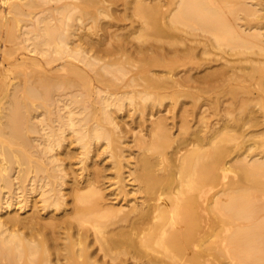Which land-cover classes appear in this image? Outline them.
I'll list each match as a JSON object with an SVG mask.
<instances>
[{
  "label": "bare ground",
  "instance_id": "6f19581e",
  "mask_svg": "<svg viewBox=\"0 0 264 264\" xmlns=\"http://www.w3.org/2000/svg\"><path fill=\"white\" fill-rule=\"evenodd\" d=\"M46 1L43 2L46 3ZM103 1L65 0L59 5L56 4L58 6L54 9L57 13L60 15L63 13L62 18L60 16L54 18L58 21L56 27L49 18L47 20L49 15L43 14L44 6H42L44 8L36 9L41 5L40 0H1V3L6 4L5 16H1L3 23L0 24L8 29L3 33L5 41L19 38L23 34V40L31 37L30 49L41 53L45 51L43 44L55 42L52 46L54 55L52 58H64L65 66L56 67L54 71H63L56 74L47 72L39 61H35L36 66L42 70L41 73L28 69L22 72L20 82L10 83L4 80L3 84L1 83L0 92L4 101L0 98L3 101H0V195L1 191H5L3 188L10 191L16 184L14 188H19L20 191L40 190L41 197L38 201L42 202L41 208L47 206L58 208L63 204L64 196L67 194L63 192L61 186L68 170H65V167L69 166L65 165L67 163L62 164L61 159L53 153H49L51 149L59 145V139L52 137L57 135V132L51 130V132L39 133V128L44 129L49 123L51 112L48 107L52 104L57 106L58 111H61L64 106L67 107L66 113L63 114L65 112L63 111L54 118L57 126L60 127L63 123L68 124L76 133L75 139H81L82 136L88 137V140L81 143V147L86 150L85 155H88L90 151L88 146L90 140L104 138L110 157H115L116 170L120 171L123 166L130 165V160L124 153L125 149L121 148L125 145L122 143L121 147L118 146L116 142H120L119 137L112 130L118 125L112 107L115 105L121 108L119 105L121 98L112 97L111 92L101 95L103 88L101 89L98 85L95 87L86 74L87 68L91 69L95 72L97 82L104 81L106 80L104 73L110 71L115 73L116 70L123 71V67L126 68L128 58L134 50L129 51L128 46L125 47L127 41L120 45L114 44L110 48L107 46L103 48V38H92L90 31L97 29L99 18L112 14V12L109 13L110 4L106 5L115 0L107 1L106 5ZM132 3L131 7L129 6L130 11L140 18L141 27L137 35L143 39L147 34L149 35L147 30L150 28V33L155 37L165 39V37L173 36L174 32L176 34L174 38L178 36L176 38L183 42L182 35L177 32L182 30L180 26L183 23L191 29L198 28L208 32L213 44L236 48L235 50L240 54L246 51L250 56L238 58V61L248 62L244 66L247 71L242 72L243 65L240 64L235 67V70L228 68L229 70L223 73L226 75L225 79L235 85L231 92L236 98L240 111L245 110V115L242 114L245 116L243 119L240 111L236 113H239L238 119L241 116L243 123L248 122L244 119L249 110L251 114L247 116L248 120H251L253 124L264 123L262 122L264 119V30H262L264 15H258V12L264 11V0L252 2L250 5H257L255 8L246 4L245 0H133ZM90 6H95L94 11ZM89 11H91L92 20L87 22L89 20L87 19L85 21L87 23L82 25L81 22L83 23L87 18L83 20L82 17ZM239 12H242V16H238ZM72 14L80 25L73 24L72 27L65 22L68 18L71 19ZM22 15L35 20L33 26L27 30H21L22 27L19 29L15 24L13 26L11 21L15 16L19 18L18 20L25 21L27 18L24 20ZM104 26L101 27L105 28ZM59 27L60 31L57 29ZM28 32H33L37 39L34 40ZM165 42L156 45L162 48ZM173 43L176 47L175 42ZM171 46H169L170 49L168 43L167 47L164 46L168 49H166L167 53L165 48L160 51L162 49L156 50L158 48L155 47L156 51H153L152 56H147L149 61L146 63L147 66L144 63L135 65L129 59L128 63L136 66L135 72L141 75L143 84L140 83L141 88H139L132 79L127 83L132 87L131 90L120 94L125 96L130 92L134 96L140 95L143 100L150 99L154 104L156 100L162 101L165 97H169L170 93L179 94V91L185 92L186 89L199 87L200 82H196L198 78L192 80L190 76L174 77L170 73L161 71L160 73L152 68L168 66L171 64L170 60L178 56V51H175L178 47L173 49ZM181 51L186 56L194 54L193 47L187 44H184ZM170 53L176 56L173 58L170 56L171 59L168 60L166 57H169ZM182 53H180L181 56ZM166 54L169 55L166 56ZM74 60L81 61L83 66H78ZM99 61H102L100 65ZM114 66L115 68H112ZM101 69L106 71L102 74ZM113 80L114 78L110 83L116 79ZM246 81L248 83H245ZM79 82L85 89L94 88V92L97 93L98 97L94 100L96 105L93 106L97 112L101 111L99 116H95L89 109L81 108L84 107L83 105L78 108L71 105L72 102L78 101L75 96L81 93L78 89L74 92L68 89L75 88ZM243 91L247 92L246 97L242 96ZM152 94H154L153 97H151ZM79 101L82 104L85 99L80 98ZM37 108L40 109L38 113L34 112ZM183 109H180L182 125L177 132L178 136L171 133L166 117L160 116L152 121L153 124L149 130L150 139H138L142 148L153 152H141L137 165L131 168V173L129 172L139 183L134 188L143 195L140 196V200L134 201L135 203L129 206L128 211L121 213L124 209L120 206L102 203L107 198L103 201L104 198L101 197L103 191L99 190L101 187L98 189L95 186L100 173L98 168L93 170L91 176L88 174L89 178L81 180L84 183L77 180L75 187L72 186V199L75 200H73L75 202L73 211L75 208L81 211L76 217V222L79 225L85 221L92 224L95 236L100 242V244L98 242V249L102 250L101 255L97 253L96 256V253L94 255L89 250L91 240L88 239L87 232L78 231L75 234L72 230L74 225L69 218L72 212L67 211L68 215L60 217L57 215L53 217L51 214L52 217L49 216L51 219L48 217L46 222V219L42 220L38 216L40 208H36L37 210L27 217H20L18 210L13 212L11 209L5 216L0 213V264H127L123 257L126 253H130V256L138 259L141 264H264V159L248 158L246 155L226 159L225 156L230 150L226 151L227 145H224L234 140L235 136L222 131L223 129L219 127V129L212 127L209 133L207 130L201 133L203 131L201 128L193 132L194 127L191 130L186 119L188 117L186 113L189 110H184L185 113ZM82 112L83 115L76 118V113ZM39 114L43 116L36 119ZM89 119H92L95 124L84 132L81 126L85 123L81 121ZM102 121H106L107 126H103ZM76 125H78L77 128H75ZM33 133H38L39 137L32 136ZM177 138H181L180 141ZM36 140L38 141L35 142ZM174 141L179 144L174 147L175 157L171 159L166 153V148H170ZM262 146H264V139H262ZM153 153L159 157H155L156 154L154 156ZM44 160L48 161V168L43 181L39 183L33 178L35 181H29L31 184L26 185L30 172L36 174L46 171ZM15 166L19 168H14ZM92 167L87 168L89 172ZM117 176L118 184L114 187L118 188V191L114 193L122 197L130 194L131 189L119 183V181L123 182L125 176L119 174ZM13 177L16 178V182L13 181ZM47 186L49 190L46 189ZM85 186L87 189L90 188L87 192H78L83 188L87 190ZM15 198L18 199L17 196ZM21 200H18V203ZM2 202L6 203V201ZM2 202L0 200V209L5 205H2ZM80 203L83 205L78 206L77 204L80 205ZM7 204L10 205L11 202ZM39 219L45 221L42 222ZM28 222L27 233L22 231L23 229L16 228L18 225L26 228ZM59 230H63V233ZM57 232L63 234L64 242L54 234ZM114 248L118 251H114ZM105 256L107 258H104Z\"/></svg>",
  "mask_w": 264,
  "mask_h": 264
},
{
  "label": "rangeland",
  "instance_id": "374dc122",
  "mask_svg": "<svg viewBox=\"0 0 264 264\" xmlns=\"http://www.w3.org/2000/svg\"><path fill=\"white\" fill-rule=\"evenodd\" d=\"M13 1H20V0H13ZM40 1H41V5L37 6L36 9H41L44 7H45V9L47 8L46 10L44 9V11H43L44 12L43 14H47V16L49 15V17H47V20L49 18L50 22L52 24H54L53 26L58 24V21H56L54 18L56 16H57L56 18H58V16H60L62 18L63 13L61 15H60V13L58 14L57 10H55L54 8H55V6H58L59 3L61 4L65 0H56L57 2L54 0L53 1L47 0L46 3L43 2L45 0H40ZM107 1H110V0H104L103 1L104 5L107 4L106 3ZM127 1H129V0H115L113 3H110L111 1L108 2V4L106 6H108L110 4L108 6L109 7V13L112 12V14L110 13V16H108V17L101 16L102 18L101 19L99 18V22L96 26L97 29L95 28L94 29L95 31L94 30L92 31L90 29L91 30L90 32H92L91 34L93 36L92 38L93 39H98V37H100L101 39L103 38L102 39V42L104 44V45L102 44L104 46L103 48H105V46L110 48V47H112V45L114 46V44L120 45V43L123 44L124 41L125 42L127 41L126 43L128 45L126 44L125 47L128 46L127 49L129 48L128 49L129 51L130 50L132 51L134 49L131 52L132 54L128 58V61L130 59V61L132 63H134L135 65H139V64L142 65V63H144L145 66H147L148 64H146V63L149 62L147 56H150V55L152 56L153 51L155 52L156 50H159V49H162L160 51H163L164 48L166 50L167 49L166 48L167 43H168V48L170 49L169 46H171L170 44H172L171 47L173 49L174 48L176 49L178 47L175 50V51H178V54H177L178 56H176V55L173 56L170 53V55L166 54V56L169 55V57L167 56L166 59L168 58V60H169V58L171 59V57L173 58L175 56L177 58L175 57L174 59L170 60L171 64L168 66H166V65L160 66V67L154 66L152 68L155 69V71H159V72L161 71L162 73L163 72L164 73H170L174 77L190 76V78L192 80L195 78H198L197 79L198 81H196V82H198V83L200 82L199 83L200 86L199 87L197 86L196 88L186 89L189 92L185 90V92L179 91V94L178 93H176V94L170 93L169 97H165L164 99H162V101L161 100L157 101L155 99L156 102L154 104H152L150 99L143 100V99H141L140 95L134 96V95L130 94V92L125 94V96L120 94V93H123V91L125 93V91L127 92V91L131 90L132 87L128 86L127 83L132 79H134L132 82L137 83L139 88H141L140 83L143 84V80H142L141 75L139 76L135 72L136 66L131 65L130 63H128V61L126 63V68L121 65L124 68V70L122 69L123 71L116 70L115 73H114V71H110V72H107V73H109V75H108L107 73H104V71H106V70L101 69L100 72L102 74L104 73L103 74V76L105 75L104 79L106 78V80H104V81L102 80L101 82H97L95 72L86 67L87 68L86 74L90 78V82L94 86L98 85L101 87V89L103 88L102 89L103 92L100 93L101 95H104L106 93L109 94V92H111L112 97H120L121 98L119 101L120 102L119 105L121 106V108H117V106H115V105L112 107L114 110L113 114H114V116H116L115 119L117 120V123H118V125L114 129L112 128V130H113L114 134L119 137L120 142H116L118 144V146L121 147L123 144L125 145V147L123 146L121 148L125 149L124 153H125L126 158H128V160H130V165L128 164L129 166L128 165L123 166V168L120 171L116 170L115 157H110L109 148L107 147V143H106V140L104 138L90 140L88 142V146H89L90 151H89L88 155H85L84 152L86 150L84 147H81V143H83V141L88 140V137L82 136L81 139H75L76 133L74 131H72V128L68 124L63 123L62 126H60V127L57 126V122L55 121L54 118H57L59 116V113H62L63 111H65L67 107L63 105L64 108H62L61 111H58L57 106L55 107V105L52 104L51 106L48 107V108H50V112H51L49 123L47 125H45L44 129L39 128V133L43 134L45 131L51 132V130H55L57 132V135H52V137H57L59 139V145L55 146L53 149H51L49 151V153H53V155H56L58 158H60L62 164L67 163V164H65L67 167L72 166V168L71 167L66 168L65 165L63 166V167H65V170L68 169L69 171L68 170L66 171V175H65V178H63V184H62L61 188L63 189V192L65 194H67L66 196H68V197L64 196L65 198L62 201L63 204L58 208H54L52 206H47V207L41 208L40 204H42V202L38 201L40 199L41 195H40V190H38V189L33 190V191H28V190L24 189V190L20 191L19 188H17V189L14 188L16 185L15 184L13 186V188L10 189V191L7 190L6 188H3L5 191H1L2 196L0 195L1 196L0 197L1 202L6 201V203L2 202L3 203L2 205H4V204L5 205L2 207V209H0V213L3 214V215L1 214L2 216H5L7 214V212H10L9 210L13 209L12 210L13 212L18 210V214L20 215V217H23V216L27 217V215L29 216L30 214H32L33 211H36L37 209L40 208L38 210V214H39L38 216H40V218L42 220L46 219V222H47V219L51 214H53V217H56L55 215H57V217H60V216L68 215L69 214L68 212H70V213L72 212L70 214V217H69L71 222H72V225H74V226H72L73 227L72 230L75 231V234L78 231L79 232L85 231L88 233V239L91 240L89 242V244H91L89 250L94 255L96 253V256H97V253L99 255L102 254V250L98 249L99 248L98 245L100 244V242L97 239V236H95V231L92 227V224L89 223V221H87V222L85 221L81 225H79L76 222L77 221L76 217L78 214H80L81 211L78 210V208H75L73 211V205L75 202H73L74 199H72L73 194H72L71 189L73 187H75L74 185H75V183L77 184V182H76L77 180H78V182L80 181L82 183L84 181V179L86 180L87 177L89 178V176L92 175V172L95 168L96 169L98 168L100 170V173L98 174L97 180L95 181V184H97L95 186L98 187V189L101 187L99 190H100V192L103 191V195L101 194L102 195L101 197L104 198L103 201L107 198V200H105L102 203H105V202L107 204L110 203V205L115 206V207L120 206L122 209H124V211H122V212L120 211L121 213L128 211V209L130 208L129 206L134 204L135 203L134 201L140 200L141 199L140 196L143 195V193H141V195H140V193H138L137 190L135 189L138 186L137 184H139V183H137V180H134L133 175L129 174V172L131 173L132 172L131 168L133 169V166L137 165V160H138V157L141 154V152H145V153L153 152L152 150L148 151L145 148H142L138 142V139L139 138H144V139H148V140L150 139V131L149 130L151 129V125L153 124L152 121H155L156 118H158L160 116L166 117L168 125L171 128L170 129L171 133L174 136H176L178 130L180 129L179 127H181V125H182L181 124L182 118L180 115L182 111L180 109H183L186 107L185 109H183V112L186 113V111H184V110H186V109L189 110L186 113L188 115V117L186 116L187 117L186 119L188 121V124H190V126H191V130H193V127H194L195 130H193V132H196L201 128L203 130V131H201V133L206 131V130L208 131L207 133H209L210 129L212 127L213 128L219 127L221 129H223L222 131L231 133L235 136L234 140L226 142L227 144L224 145V146L227 145L225 148L226 151L230 150L229 153L226 152L227 153V155L225 156L226 159L227 158L228 159H230V158L235 159L236 157L238 158V157L245 156V155L248 158L249 157H251V158L256 157V158L264 159V157H262V156H264V146H262V139H264V123L253 124L251 122V120H248L249 118L247 119V116H250L249 114H251L249 110L246 112V114H247L246 119H244V120H247L248 122L243 123V120H241V116H242V119L245 117L244 116L245 110L243 109L244 111L243 110L240 111V109H239L240 107L236 104V98H235L233 92H231V90L233 91V88H235V85H234V83L229 82L227 79H225L226 75L223 73V71L227 72L229 70L228 68H230L231 70H235V67L239 66L240 64L243 65L242 72L247 71V68L244 66L247 65L248 62H246V61L239 62L238 58L243 59V58L247 57V55L248 56H250V55L246 51H243L242 54H240L239 52H237L235 50L236 48L231 49V48H228V46H225L223 44L222 45L213 44V42H211L213 40H210L211 35L208 32L203 31V30L198 29V28H195V29L192 28L191 29V27H189L187 25H186L187 26L186 27L185 24H183V23H182V26H180L181 24L179 25L180 28L182 27L181 28L182 30H177L178 34L182 35L183 42H180L179 38H176L178 36L175 37L176 38V40H175L174 35H176V34H174V32L172 33L173 36H169L171 38H169V37L167 38L165 36H162V37H165V39H163L161 37H157V36H156L157 37L156 38L155 35L150 33L151 31H150L149 27H147V28H149L147 30L149 35L147 34L146 38L144 37V39H143V37L141 38L137 35V34H139V29L141 27L140 26V18H138V16H136V14L133 15L132 11H130L131 10L130 5L133 4L132 3L133 0H130L132 2L129 1L130 4L127 3ZM152 1H154V0H152ZM256 1H258V0H245L246 4H248V5H250L252 2L255 3ZM56 4H58V5H56ZM42 6H44V7H42ZM250 6L253 8H255V6L257 7V5H254V6L250 5ZM94 7L90 6L92 11H94L93 10ZM5 8H6V4L1 3V0H0V10L2 9L0 11V24L2 22L1 16L2 15L5 16V10H4ZM90 12L91 11H89L88 14H86V16L84 15L82 17L83 20H84V18L87 17L84 21L81 19V21H83V23L80 20H78V22H81V24L84 25L88 21H91L92 18H91ZM241 13L238 16H242ZM258 13H259L258 15H260V14L264 15V11H260ZM88 15H90L91 19L88 18L89 17ZM22 16H24L23 17L24 20L26 18L27 19L25 21H21V20H18L19 18L17 19V16H15L16 18L14 17L13 19H11V21L13 23V26L15 24V25H17V27L19 29L22 27L21 30H27L28 28L33 26L35 20L29 19V17L25 16V15H22ZM22 16H18V17L22 18ZM74 16L75 15L71 16V19L68 18L69 21L66 19L67 21H65V22H68L67 24L70 26H72L73 24L78 25L79 23H77V20L74 19L75 18ZM72 17H73V20H72ZM114 17H115V19H114ZM249 17H251V16H249ZM254 18H256V16ZM87 19H89V20H87ZM86 20H87V22H85ZM238 21H242V20H238ZM1 26L3 27V24L0 25V27ZM101 26L102 27L104 26L105 28H102ZM56 27H57V25H56ZM66 27H68V26H66ZM1 28H0V80H1L0 85H1V83L3 84L4 80L6 82H10V83L11 82H20V80L22 79V76H21L22 72L25 70H28V69L34 70L38 73H41L42 70L36 66L35 61L36 62L39 61L40 64L45 68V70L47 69V72L51 71V72H54L56 74H60L63 72V71H54V69L56 67L63 68L65 66L64 65V58H61V59H58L57 57L52 58L54 56L52 54L53 53V51H52L53 47L52 46L55 45V42H50L51 44H43L42 47H44L45 51L41 53L37 50L30 49L32 47L31 37H30V39L23 40V34H21V36H19V38H21L23 41H21L18 37L14 38V39L12 38L13 39V40L11 39L12 41L11 40L5 41L3 33L8 31V29L6 28V26H4L2 30H1ZM57 29L59 30L60 27ZM262 30H264V29H262ZM28 35H31L34 40L37 39V37L33 35V32H28ZM12 36H14V35H12ZM136 36H137V38H136ZM158 38H160V39H158ZM172 38L174 39V41ZM156 39H158V40L156 42H154V40H156ZM177 39H178V41H177ZM160 40H162V41H160ZM94 41H96V40H94ZM159 41L161 43L166 41L167 43L166 42L164 43L166 45V47H164L165 45L162 44V48H161V46H159V48H158L157 45H161V43ZM153 42H154V44H153ZM173 42H175L176 47L173 45L174 44ZM184 44H187V45L193 47L194 54L192 56H186L182 53L181 49H183ZM204 45H207V46L204 47ZM154 46L158 49L155 50ZM204 48H206V49L204 50ZM46 49H47V51H46ZM150 49H152L151 50L152 52H150ZM128 50H127V54H128ZM167 50L165 53H167ZM49 51H52V52H49ZM244 52H246V53H244ZM180 53H182V56ZM129 54H130V52H129ZM172 54H173V52H172ZM74 61L78 66H83L81 61H78V60H74ZM23 62H25V63L23 64ZM100 63H102V61H99L98 64L100 65ZM128 67H130V68H128ZM112 68H115V66ZM157 68L160 70H158ZM120 72H122L124 74H122ZM94 76H95V79H94ZM107 77H109V79H111V80L107 79ZM221 77H223L224 79H222ZM113 78H114V80L116 79L115 80L116 82L113 80L114 82L110 83V82H112ZM245 83H248V82L246 81ZM105 84H107V85H105ZM108 84L110 86H108ZM77 89L79 90V92L81 94H78L77 96H75V98L78 101L72 102L71 105L75 108H78V106L80 107L81 105H83L84 107H81V108H83V109L85 108L86 110L89 109V110L94 112L95 116H99L101 114V111L97 112L93 106V105H96L94 100L97 99V97H98L97 93L94 92V88L91 90L90 89L88 90L87 88L85 89V87H83V85H81V82H79V83H77L75 88H70V89H68V91L73 90V92H74V90H77ZM190 92H192V93H190ZM119 95H121V96H119ZM153 95L154 94H152L151 97H153ZM246 95H248L247 92L243 91L242 96L246 97ZM154 97H156V95ZM0 98L2 99L1 92H0ZM80 98L85 99V101L82 102V104L79 101ZM2 100L4 101V99H2ZM2 100H0V101H2ZM39 111H40V109L37 108L36 111H34V112L38 113ZM237 112H239L241 114V116L239 115L240 116L239 119L237 116L239 113L236 114ZM64 113H66V111L63 112V114ZM185 113H182V114H185ZM242 114H244V115H242ZM81 115H83V112L81 114L76 113V118L81 117ZM42 116L43 115L39 114L36 119L41 118ZM236 116H237V118H236ZM234 118L236 119L237 122L235 121ZM231 120L232 121L234 120V121L232 122ZM81 122L85 123L84 125L81 126L82 128H84V132H86L92 124H95V122H93L92 119L82 120ZM262 122H264V119H262ZM172 123L173 124L176 123V124L173 125ZM102 125L107 126V122L102 121ZM77 127H78V125L75 126V128H77ZM33 134H31V135L39 137L38 133H33ZM40 137H41V135H40ZM177 139L180 141L181 138L180 139L177 138ZM37 141L38 140H36L35 142H37ZM175 141L173 142L174 144L172 143V145H174V146L172 147V145H171V147H170L171 149L166 148V153L169 155V157L171 159L173 157H175L174 147H176V144H179V142L176 143ZM180 144H181V142H180ZM261 146H262V148H261ZM144 149H145V151H144ZM153 154L155 156L156 153H153ZM33 157H35V155H33ZM155 157H159V156L156 154ZM63 158H65V159H63ZM159 159L160 158H158V160ZM44 164L46 167V171L41 172V173H36V174H35V172H30L31 174L30 175L28 174L29 176H28V180L26 181V185L31 184L30 182L31 181L33 182L35 180H37L39 183L43 181V176L45 174H47L48 161L44 160ZM130 166H132V167H130ZM90 167H92V168L90 169V172H89V169H87V168H90ZM14 168L18 169L19 166L18 167L15 166ZM88 174H89V176H88ZM117 174H119L120 176L123 175V177L125 176L124 178L122 177L123 182L119 181V183H121V186L126 185L125 187H127L128 189H131L130 194L122 197L121 195L114 193V192L118 191V188L114 187V186H117V184H118V183H116V181L118 179ZM229 174H231V173H229ZM76 176H78V177H76ZM33 178H35V180H33ZM13 179H14V177H13ZM15 179L13 181L16 182ZM128 179H129V181H128ZM81 180H83V181H81ZM85 188L87 189V186H85ZM14 189L16 190V192H14L15 191ZM46 189L49 190L50 188L48 187ZM89 189L90 188H88L87 190H84V188H83V189L79 190L78 192L82 191V193H85ZM70 194L72 195V197ZM135 194H137V195H135ZM138 194H139L140 198L138 197ZM16 196L18 197V199L15 198ZM2 198H3V200H2ZM18 200H21V201L18 203ZM10 202H11V204L8 205L7 203H10ZM33 204H35L34 205L35 207L33 206ZM36 205H38V206L36 207ZM77 205L82 206L83 204L80 203V205L79 204H77ZM17 207H20V208H17ZM5 211H6V213L4 214ZM64 212H65V214H64ZM66 212H67V214H66ZM73 215L75 218L73 217ZM50 217H52V215ZM50 217H49V219H51ZM41 219H39V220L42 221ZM44 221H42V222H44ZM17 225L18 224H16V226ZM110 227H111V225H110ZM112 227H113V225H112ZM16 228H18V229L20 228V230L23 229L22 231L27 233L29 230V222L27 223L26 228L24 226H21V225H18V227H16ZM59 232L63 233V230L62 231L59 230ZM57 233H54V234L56 236L58 235L59 237H57V238H59L60 241L64 242V240L62 239V238H64L63 234L61 233L62 234L61 235L60 233H58V234ZM98 242H99V244H98ZM116 248H114L113 250L118 251ZM118 249H120V248H118ZM133 255H135V254L133 253ZM123 257L126 259L127 264H141L138 259L131 257L130 253L124 254ZM104 258H107V256H105Z\"/></svg>",
  "mask_w": 264,
  "mask_h": 264
}]
</instances>
